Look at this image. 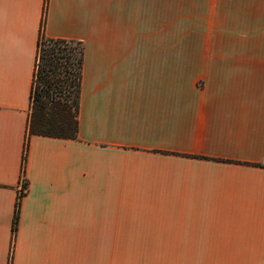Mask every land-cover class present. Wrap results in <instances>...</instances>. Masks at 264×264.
<instances>
[{
  "label": "crops",
  "instance_id": "obj_1",
  "mask_svg": "<svg viewBox=\"0 0 264 264\" xmlns=\"http://www.w3.org/2000/svg\"><path fill=\"white\" fill-rule=\"evenodd\" d=\"M41 22L75 137L27 135ZM0 264H264V0H0Z\"/></svg>",
  "mask_w": 264,
  "mask_h": 264
},
{
  "label": "trees",
  "instance_id": "obj_2",
  "mask_svg": "<svg viewBox=\"0 0 264 264\" xmlns=\"http://www.w3.org/2000/svg\"><path fill=\"white\" fill-rule=\"evenodd\" d=\"M42 23L37 39L27 135L39 133L75 137L83 47L79 40L47 36ZM27 145L26 140L21 161L22 173ZM16 217L17 209L14 219Z\"/></svg>",
  "mask_w": 264,
  "mask_h": 264
},
{
  "label": "built area",
  "instance_id": "obj_3",
  "mask_svg": "<svg viewBox=\"0 0 264 264\" xmlns=\"http://www.w3.org/2000/svg\"><path fill=\"white\" fill-rule=\"evenodd\" d=\"M22 183H23V185L22 186H24V182L22 181Z\"/></svg>",
  "mask_w": 264,
  "mask_h": 264
}]
</instances>
